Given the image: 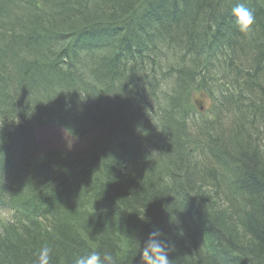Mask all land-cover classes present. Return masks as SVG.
I'll return each mask as SVG.
<instances>
[{
    "label": "trees",
    "instance_id": "16d2710c",
    "mask_svg": "<svg viewBox=\"0 0 264 264\" xmlns=\"http://www.w3.org/2000/svg\"><path fill=\"white\" fill-rule=\"evenodd\" d=\"M260 64L264 0H0V264H144L153 231L171 264H264ZM47 124L92 138L40 155Z\"/></svg>",
    "mask_w": 264,
    "mask_h": 264
},
{
    "label": "clouds",
    "instance_id": "9594fccd",
    "mask_svg": "<svg viewBox=\"0 0 264 264\" xmlns=\"http://www.w3.org/2000/svg\"><path fill=\"white\" fill-rule=\"evenodd\" d=\"M232 17L234 25L240 32H249L255 20L252 12L242 4L232 9ZM0 156L3 158L2 152H0ZM0 177L3 179L2 175ZM160 237L161 233L159 231H153L144 242L140 253L144 264H171L169 259L171 244L168 241L162 242ZM51 259L52 249L44 245L37 254L35 264H51ZM74 264H117V258L110 251L101 253L100 251L92 250L77 258Z\"/></svg>",
    "mask_w": 264,
    "mask_h": 264
},
{
    "label": "rangeland",
    "instance_id": "374dc122",
    "mask_svg": "<svg viewBox=\"0 0 264 264\" xmlns=\"http://www.w3.org/2000/svg\"><path fill=\"white\" fill-rule=\"evenodd\" d=\"M193 101L201 108L202 113H206L211 104L209 98L201 93H193ZM92 136H87L82 139H75L68 136L61 129L53 126H45L37 131V139L41 144V151L50 148H56L61 151H75L84 149L89 145ZM6 215H0V218H5Z\"/></svg>",
    "mask_w": 264,
    "mask_h": 264
},
{
    "label": "bare ground",
    "instance_id": "6f19581e",
    "mask_svg": "<svg viewBox=\"0 0 264 264\" xmlns=\"http://www.w3.org/2000/svg\"><path fill=\"white\" fill-rule=\"evenodd\" d=\"M255 68L260 73L264 71V66L262 64L256 65ZM190 127L192 128V131H191L192 134L191 135H193L194 137L191 136V135H187V136H185V140H183V141H184V143H187V144L195 143V141H196L195 137H198L199 141L201 142V143L199 142V144H200L199 145L200 146V155H202L203 153H205L207 151L205 146H203V145H205L204 139H205V134L206 133H204L202 131L201 127H197V126H195L192 123H191ZM202 136H204V138L201 141V137Z\"/></svg>",
    "mask_w": 264,
    "mask_h": 264
}]
</instances>
